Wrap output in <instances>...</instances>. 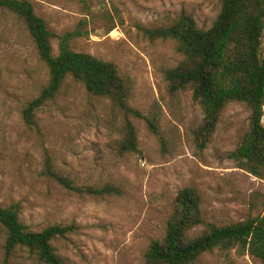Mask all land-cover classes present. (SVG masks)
<instances>
[{
	"label": "rangeland",
	"instance_id": "obj_1",
	"mask_svg": "<svg viewBox=\"0 0 264 264\" xmlns=\"http://www.w3.org/2000/svg\"><path fill=\"white\" fill-rule=\"evenodd\" d=\"M31 2L55 34L79 31L71 41L74 50L119 67L130 87L129 105L139 112L123 114L110 99L88 94L68 77L39 109L35 124L27 125L22 108L39 95L49 74L24 24L0 7V205L19 203L20 219L34 230L73 223V232L54 240L64 264H141L149 242L165 233L175 195L187 186L201 198L202 223L193 234L207 223L264 213V180L229 157L248 130V107L229 102L199 149L194 131L202 109L189 91L170 93L163 74L179 58L173 43L149 40L138 30L169 25L181 13L207 29L219 0ZM53 49L55 54L56 39ZM126 122L136 134L135 153L118 150ZM48 162L74 189L45 175ZM108 184L120 193L88 192ZM3 240L0 229V264H42L24 249L6 257ZM190 264L261 262L233 248L204 252Z\"/></svg>",
	"mask_w": 264,
	"mask_h": 264
},
{
	"label": "trees",
	"instance_id": "obj_2",
	"mask_svg": "<svg viewBox=\"0 0 264 264\" xmlns=\"http://www.w3.org/2000/svg\"><path fill=\"white\" fill-rule=\"evenodd\" d=\"M219 3L217 17L207 29L197 27L191 15L181 13L169 25L139 26L138 30L149 40L173 43V52L179 58L163 74L170 93L189 91L202 109V121L194 131L199 149L209 142L229 102H241L248 107V130L229 157L245 172L264 180V0H219ZM0 7L24 24L49 74L39 95L22 108V119L27 125L35 124L39 109L55 97L68 77L82 84L88 94L110 99L123 114L139 115L129 105L130 87L119 67L72 48L71 41L79 31L55 34L35 12L31 0H0ZM55 39L57 52L54 54ZM118 150L137 152L136 134L129 122L125 123ZM44 170L48 177L74 189L70 180L55 171L51 163H46ZM88 192L103 196L119 194L120 190L108 184ZM200 205L201 198L194 187L180 189L173 199L163 237L149 242L141 264H190L204 252L233 248L247 252L264 264V213L236 223H207L199 234H193L192 229L202 223ZM19 212L17 202L0 205L5 256L24 249L42 264H64L54 240L73 232L75 225L53 224L34 230L20 219ZM5 264H9L7 259Z\"/></svg>",
	"mask_w": 264,
	"mask_h": 264
}]
</instances>
